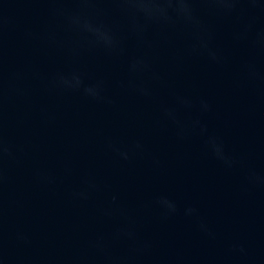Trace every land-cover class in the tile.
Returning <instances> with one entry per match:
<instances>
[{"label":"water","instance_id":"obj_1","mask_svg":"<svg viewBox=\"0 0 264 264\" xmlns=\"http://www.w3.org/2000/svg\"><path fill=\"white\" fill-rule=\"evenodd\" d=\"M0 264H264V0H0Z\"/></svg>","mask_w":264,"mask_h":264},{"label":"clouds","instance_id":"obj_2","mask_svg":"<svg viewBox=\"0 0 264 264\" xmlns=\"http://www.w3.org/2000/svg\"><path fill=\"white\" fill-rule=\"evenodd\" d=\"M140 6L146 9L156 8V9L162 10L163 8V6L159 4H143L142 3Z\"/></svg>","mask_w":264,"mask_h":264}]
</instances>
